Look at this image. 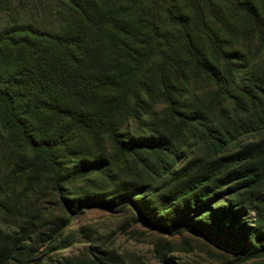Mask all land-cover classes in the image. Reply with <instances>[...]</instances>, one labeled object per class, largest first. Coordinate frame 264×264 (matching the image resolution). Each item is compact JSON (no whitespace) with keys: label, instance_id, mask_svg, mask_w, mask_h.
<instances>
[{"label":"trees","instance_id":"obj_1","mask_svg":"<svg viewBox=\"0 0 264 264\" xmlns=\"http://www.w3.org/2000/svg\"><path fill=\"white\" fill-rule=\"evenodd\" d=\"M48 2L68 14L60 33L0 0V214H14L15 188L45 185L69 219L124 204L153 228L264 257V137L228 152L264 133V0L36 4ZM35 234L0 222V264H34Z\"/></svg>","mask_w":264,"mask_h":264},{"label":"rangeland","instance_id":"obj_2","mask_svg":"<svg viewBox=\"0 0 264 264\" xmlns=\"http://www.w3.org/2000/svg\"><path fill=\"white\" fill-rule=\"evenodd\" d=\"M25 1L29 4L20 10V23H29L54 33L62 32L64 20L68 18V14L62 12L64 8L48 2L47 11L43 12L39 3L38 6L36 4L37 0ZM94 1L104 7L126 4L132 8L131 2L136 0ZM143 1L137 0V3ZM15 10L12 5L7 13ZM9 23V20L0 21V31ZM258 62L264 66V56H260ZM263 137L264 133L246 136L231 145L228 152ZM201 153L195 146L191 153H186L185 160ZM15 191L14 214L7 218L0 214V222L7 221L12 227L17 224L27 227L35 223L36 234L32 239L38 252L36 250L34 254V264L41 259L42 264H264V257L243 262L237 255L206 239L179 230L167 232L148 226L136 211L124 204L116 209L84 210L69 219L71 214L51 195L49 186L43 185L36 195H26L25 188L17 187ZM248 217L254 223L256 214L252 212ZM65 221H69V226L62 232L60 226ZM56 233L58 235L54 237Z\"/></svg>","mask_w":264,"mask_h":264}]
</instances>
